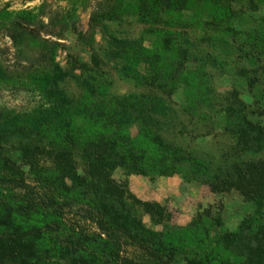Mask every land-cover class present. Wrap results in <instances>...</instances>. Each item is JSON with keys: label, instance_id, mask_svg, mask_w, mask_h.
I'll return each mask as SVG.
<instances>
[{"label": "trees", "instance_id": "16d2710c", "mask_svg": "<svg viewBox=\"0 0 264 264\" xmlns=\"http://www.w3.org/2000/svg\"><path fill=\"white\" fill-rule=\"evenodd\" d=\"M66 2L18 11L0 3V39L9 40L17 63L10 71L0 61V85L29 84L42 96L29 114L0 108V264H264V157L216 167L162 135L174 114L166 97L183 89L192 114L213 105L207 68L223 67V56L242 54L251 68L240 73L257 85L264 0ZM237 4L260 14L255 28L236 24ZM79 9L90 13L85 34L78 31ZM127 13L143 30L111 54L122 63V79L156 94L111 95L113 82L94 54L91 68L81 66L86 89L70 95L62 84L71 72L56 64L60 43L75 33L92 50L98 29L108 36L106 23ZM198 46L212 53L201 55ZM224 118L241 152L264 154V127L234 108ZM118 170L122 181L114 178ZM131 176H181L213 194L235 191L252 212L233 232H221L220 218L207 211L178 227L166 205L131 192ZM144 216L161 230L148 228Z\"/></svg>", "mask_w": 264, "mask_h": 264}, {"label": "rangeland", "instance_id": "374dc122", "mask_svg": "<svg viewBox=\"0 0 264 264\" xmlns=\"http://www.w3.org/2000/svg\"><path fill=\"white\" fill-rule=\"evenodd\" d=\"M44 2L51 3L54 9L65 8L67 5L66 0H62L59 4L54 3L53 0H36L32 3H28L27 0H0L1 6L10 3L14 11L34 8ZM234 10L236 24L242 30H250L257 26L259 13H251L245 4L234 5ZM79 17L78 31L85 34L89 26L90 13L88 10L79 9ZM106 24L109 27V35H103L98 29L94 35L92 50L87 46L83 35L75 33L69 34L60 43L55 54L56 64L62 71L71 72L70 77L62 84V88L72 96H78L86 89L88 72L81 69V66L91 68L92 56L95 54L100 58L102 70L113 82L111 95L156 94L148 89H138L122 79L118 72L122 63L114 59L111 54L118 49L119 42L138 39L143 27L129 13L114 23ZM197 36L193 34V38ZM146 46L150 47L149 43ZM198 49L201 55L212 53L203 46L201 48L198 46ZM15 58V51L9 40L0 39V61L4 67L13 71L17 64ZM222 60H226L223 67L207 68L213 90V105L209 108H201L197 114L189 113L186 110L183 89H180L172 97H166L174 114L169 120L164 121L162 131L164 139L169 144L187 153L195 154L216 167L264 157V154L253 155L241 152L232 132V124L224 118L225 110L234 108L243 111L250 122L264 127V72L259 73L258 83L252 87L248 79L243 78L240 73L242 68H251L242 54L233 51L230 57L223 56ZM143 69H146V65ZM249 75L252 78L253 75ZM41 97L29 84L0 85V108L10 113L23 115L34 112L41 102ZM135 133L134 130L133 134ZM114 178L122 181L124 173L118 170ZM130 190L140 200H160V203L166 205L171 212L172 224L182 228L190 225L198 213L207 211L211 213L212 218H220L221 232H233L252 212L251 205L246 203L237 192L213 194L208 186L198 182L186 183L181 176L158 177L153 181L141 177L140 181L132 182ZM143 221L148 228L161 230L149 217L144 216Z\"/></svg>", "mask_w": 264, "mask_h": 264}, {"label": "crops", "instance_id": "0c3cea01", "mask_svg": "<svg viewBox=\"0 0 264 264\" xmlns=\"http://www.w3.org/2000/svg\"><path fill=\"white\" fill-rule=\"evenodd\" d=\"M141 177H138V176H131L129 177V186H131L132 182H137V181H140ZM148 201V200H147ZM153 202H158L160 203L161 201L158 200V199H154V200H151Z\"/></svg>", "mask_w": 264, "mask_h": 264}]
</instances>
